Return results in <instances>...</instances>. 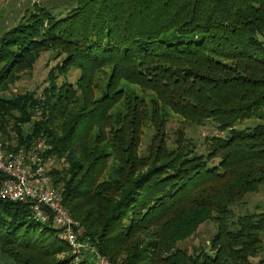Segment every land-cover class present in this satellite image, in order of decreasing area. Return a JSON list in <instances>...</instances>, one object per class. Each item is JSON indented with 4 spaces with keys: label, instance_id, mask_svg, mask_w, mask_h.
<instances>
[{
    "label": "trees",
    "instance_id": "16d2710c",
    "mask_svg": "<svg viewBox=\"0 0 264 264\" xmlns=\"http://www.w3.org/2000/svg\"><path fill=\"white\" fill-rule=\"evenodd\" d=\"M73 2L63 15L38 5L0 35V142L43 139L63 159L50 168L62 205L110 264H264V207L248 208L264 185V0ZM47 51L59 65L44 96H3ZM209 121L219 134L198 151L185 127ZM29 206L0 199L1 255L94 264ZM207 222L208 245H178Z\"/></svg>",
    "mask_w": 264,
    "mask_h": 264
},
{
    "label": "built area",
    "instance_id": "2783aa9c",
    "mask_svg": "<svg viewBox=\"0 0 264 264\" xmlns=\"http://www.w3.org/2000/svg\"><path fill=\"white\" fill-rule=\"evenodd\" d=\"M50 148L43 139L27 150L9 149L0 142V199L29 204L33 218L50 222L74 255L88 253L94 264H110L62 205L60 190L51 179Z\"/></svg>",
    "mask_w": 264,
    "mask_h": 264
},
{
    "label": "rangeland",
    "instance_id": "374dc122",
    "mask_svg": "<svg viewBox=\"0 0 264 264\" xmlns=\"http://www.w3.org/2000/svg\"><path fill=\"white\" fill-rule=\"evenodd\" d=\"M43 6L45 9L51 11L55 15H63L74 5L73 0H0V35L4 33L5 30L17 24L23 16L28 14L29 10H35L36 6ZM58 58L52 52H44L41 56L35 61L32 66V69L27 70L25 72H21L18 75L17 81H15L11 85L10 92L3 94L5 97H11L13 95H21L25 93H33L34 97L41 98L44 96V90L49 85V74L50 70L53 73V68L59 65ZM108 74V72H107ZM54 75V73H53ZM78 75L77 71H70L67 75H61L60 73L56 75L57 84L60 85L62 81L66 82H74ZM105 79V77L103 78ZM102 79V83L104 80ZM102 90H104V85L101 86ZM129 96L134 95H142L141 91L138 88H133L130 90ZM124 105H120L118 110L115 112H123ZM244 124H242L243 126ZM178 126L177 119L170 115L169 123L167 124V130L171 135V132L174 128ZM186 128V138L190 139V141L195 144L198 148V151L204 149L202 146L204 138L206 136H211L214 134H219L213 123L210 121L204 126H194L188 125ZM152 135V130H149L146 134H144V141L141 146V152L146 149L149 144V138ZM51 157V165L56 169L62 170L64 167L62 158L56 157L53 153L50 154ZM264 196V185H261L258 192L255 194H250L248 196V208L250 211L254 209V207L261 206L264 207L263 197ZM263 206V207H262ZM244 206L238 207L236 211L240 213L244 210ZM215 225L213 223L207 222L201 225L196 234L192 236L185 242L179 243L180 247H187L190 249L194 245H208V241L210 237L215 233ZM264 240V235H263ZM264 255V253H263ZM0 264H12L10 260H8L4 255L0 254Z\"/></svg>",
    "mask_w": 264,
    "mask_h": 264
}]
</instances>
